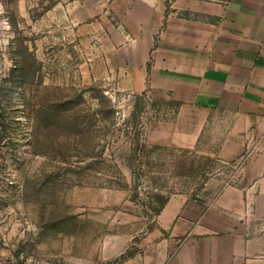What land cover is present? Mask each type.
<instances>
[{
  "label": "rangeland",
  "instance_id": "obj_1",
  "mask_svg": "<svg viewBox=\"0 0 264 264\" xmlns=\"http://www.w3.org/2000/svg\"><path fill=\"white\" fill-rule=\"evenodd\" d=\"M59 4L0 0V264H121L216 163L149 144L176 106L115 84Z\"/></svg>",
  "mask_w": 264,
  "mask_h": 264
},
{
  "label": "crops",
  "instance_id": "obj_2",
  "mask_svg": "<svg viewBox=\"0 0 264 264\" xmlns=\"http://www.w3.org/2000/svg\"><path fill=\"white\" fill-rule=\"evenodd\" d=\"M59 5L115 84L176 106L149 144L216 163L203 191L171 197L121 264H264V0Z\"/></svg>",
  "mask_w": 264,
  "mask_h": 264
}]
</instances>
